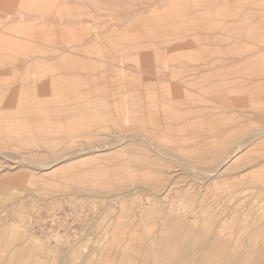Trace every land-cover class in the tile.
I'll return each instance as SVG.
<instances>
[{"label": "rangeland", "instance_id": "obj_1", "mask_svg": "<svg viewBox=\"0 0 264 264\" xmlns=\"http://www.w3.org/2000/svg\"><path fill=\"white\" fill-rule=\"evenodd\" d=\"M88 1L89 0H78L74 5V0H0V42L2 43V41L5 40L9 45V53L3 55L2 50L3 47L6 46L4 43H0V59L4 58L7 60H0V84H5V89H7V92H4L0 89V95H10L11 89L9 90V87H11V85L14 83V85L17 86L16 89H18V99L15 102L17 106L14 103L10 108H8L11 109L12 107L16 106L12 110H8L7 107L4 106V101L0 100V207L2 206L0 208V243H2L0 244V262H2V264H98L97 262H99L100 264H136L133 259L134 257H136L137 250L133 247V239H135L136 241H143L142 237L148 240L147 237H151L150 235H157L156 233L152 232L151 229L148 230L149 228L147 227V225L151 223L161 224V219L166 216L163 213L170 214L172 218L174 216L185 215V221L187 222L189 220L187 223L190 222L189 224L194 225L196 221H199L198 223L196 222L194 226L198 227L202 225L208 227L209 225L213 229L211 230V227L208 228L214 233L217 230L222 229L223 231H225V235L231 239H234L236 237L238 239H243L244 236L247 239V237H249L250 235L252 236L257 227H260V225H264V201H262L264 200V189L260 188L264 187V182H261V180L259 179L260 177L257 176L258 173L262 172L263 167H253L255 165H259V163L261 164V157H264V138L256 137V132L264 128V74H260L254 70L251 71L252 68L248 70L249 66L252 67L255 62L246 61V56H237L238 59L243 58L242 60H244L243 62L241 60L239 64H237V62H239L238 59V61H227L222 60L221 58H218V60L216 57H209L210 53L208 51L222 48L224 45L222 47H219V43H224L225 39L222 35H214L212 37L205 38L201 37V39L198 40L199 47H203V44H205L203 48L207 49L205 50L206 53L204 55H190L191 57H193L192 59H190L191 57L188 54H186V56L183 55L184 57L179 59H175V57L169 58V61H173L175 65L177 64V69L165 67V70H163L162 72H153V81L151 84L150 82L148 83V88L152 90V96H154L155 106L157 107V110H154V114L152 117H144V127L143 125L140 126V129L143 130V133L139 135V140L137 142L136 138H134L135 134H133L135 133L134 128H136L133 126L134 115L131 117L127 114L128 108H126V106L122 104V102H124V100H129L130 96H128L127 85H132V82L137 80L136 77L139 76V73L135 72V67H133L132 70L123 69H125L124 65L126 64V62L130 63V65L132 66H135L133 64L138 65L139 62H142L140 55H144L146 52L151 53V51L149 50L151 49V43L148 47L146 44L144 45L145 47L143 52H141L142 50L136 51L139 55L135 54V51L131 49L132 47H123L121 50L116 51L115 55V52L112 54L109 53L110 50H108V48L105 51L106 53L103 52L101 45L98 44V41H101L103 37V40L105 42L116 45L117 48L120 47L118 46V44L123 42H129L131 43V45L134 44L133 46L153 41V43L165 41L175 42L178 40V37L182 38V36L184 35L183 32L180 31L182 30V26H178L180 30L175 28L177 29L173 31L175 33L171 32L169 34L167 32V28L169 29V26H167L165 22H155V24L153 22V29L145 30L144 27L149 24L148 21H146V18L149 14V12H147L146 10V3L149 0H132L134 3L131 0H118V2L117 0H96L98 1L97 3L99 5L98 6L97 3H95L96 7H94L95 4H92V2L94 3L96 1H89L91 5L88 3ZM100 1L102 4L99 3ZM107 1H110L108 3L112 5L111 7L106 6V4L108 5V3H106ZM129 1H131L132 3ZM137 1H139V3ZM155 1H153V3H156V6L161 5L159 2ZM116 2L118 3V5L120 3V9H117L118 5H116ZM80 3L82 4V6L80 5ZM124 3H126L127 5H124ZM128 3H130L132 6H130V4ZM261 3L262 2H259L257 0H248L247 2H244L243 5H245V9L243 10V14L246 13V15L244 14L242 16H245L244 18L247 19L250 18L249 20L254 21L252 17L257 15L255 12H260L259 10H263L262 12H264V4L262 6ZM113 4L115 5V7L113 6ZM141 6H143L145 12H143V10L141 11V9H143ZM138 7H140L141 9L139 10ZM247 7L250 9H247ZM124 9L127 12H125ZM251 9H254L255 11ZM79 10L82 12H80ZM90 10H92V12ZM1 13L3 14L1 15ZM126 13H129L130 16L128 14L127 16ZM136 13H138V15ZM29 14L31 16H29ZM32 15L34 17L37 16L38 18H33ZM125 15L130 18L125 17ZM121 18H123L125 22ZM71 20L74 21L72 22ZM121 21H123V24L121 23ZM127 21L128 23L130 22V24L126 23ZM146 22L148 24H146ZM125 23L127 27L124 25ZM51 24H54L53 27L51 26ZM55 26L56 30L59 29V31H61L62 33L65 32L64 37L63 35L54 31ZM119 26H125L124 29L126 30V32L124 29H121L123 27ZM204 26H206V24H204L203 27ZM136 27L140 28L142 32L134 33ZM242 30L243 29H238V31L240 32H242ZM31 31L36 32V34L39 35H36L35 33L31 34ZM51 32L52 36L50 35ZM235 32L236 31L233 30L232 34ZM252 32L253 34L250 31V37H247V40L254 42L264 40V31L260 32L259 29H255ZM55 33L59 34V37L56 36ZM94 33L96 34V36ZM55 36L58 39H54ZM80 36H82V38ZM75 38L78 43H75ZM210 43H212L213 45L211 46ZM71 44H77L81 47L86 46L88 50L85 51V49L81 47V49L77 47L74 48ZM217 44H219V46ZM196 45L198 46V44ZM242 45L244 47L247 46L246 43ZM146 47L148 49H146ZM82 49H84V51H82ZM97 49L99 50V52ZM95 50L97 53L95 52ZM159 50L161 52L159 58H161V60L163 61L167 60L166 55H164V53H166V51H164L165 48L161 47V49L159 48ZM74 51L75 53L72 54L71 52ZM154 51H156V48ZM103 56H106V58L110 60L111 63H114V65H112V70L103 69L101 72L100 69L102 67V63L100 61V58ZM55 57L56 59H54ZM199 58H201V60ZM210 58H212L214 62L213 60L211 62ZM79 59L81 61H79ZM83 60H85V62ZM28 61L31 64L28 63ZM154 61H156L155 56ZM78 62H81V65L78 64ZM196 62H198V65L202 64L204 66L200 65L198 67V65H196ZM233 62L234 64H232ZM76 64H78L80 68H78ZM115 64H117L116 67ZM210 65H214V68ZM221 66H224V68L228 70L221 68ZM139 67H141V65H139ZM218 67L220 68L217 69ZM141 68H143V66ZM105 70L108 72H103ZM60 75L62 77H59ZM19 78L21 79L19 80ZM68 80H72L75 84H72V81ZM44 81L45 83H42ZM51 82H55L57 86L50 87ZM40 83H42L41 86L45 87L46 89L42 87L43 90L39 91L38 87L40 86ZM170 83L172 86L170 85ZM24 84H26L25 88ZM35 84L37 85L35 86ZM72 85L75 86L72 87ZM173 86L177 87L174 88ZM46 93H48V97ZM103 97L106 99L104 100ZM247 97L248 99H246ZM242 98L248 100L243 102L244 105L242 101H244L245 99L242 100ZM109 102H111V105L114 108L111 111H108V109L106 108ZM245 103L248 104L245 105ZM230 111L232 112L230 113ZM228 113L229 115H227ZM256 117L257 120H254L256 119ZM57 118H59V120ZM193 118L194 120H192ZM261 119L262 121L260 122ZM57 120L59 121V123L57 122ZM76 121H78L79 123ZM160 122L162 125L160 124ZM88 123L89 125H87ZM146 123H148V126ZM241 123L243 124L241 125ZM56 124H58V126H56ZM111 125H114L113 128H111ZM120 126H122V128H120ZM118 127L120 128V132L118 130ZM124 127H126V130L124 129ZM127 128H131V131H127ZM109 129H112V131H109ZM96 131L100 133L101 136L100 134L96 133ZM148 131V134L145 133L147 135L146 137L144 132ZM87 133L91 135L88 136ZM92 133L93 135H98V137H92ZM132 134L133 137H131ZM148 135L150 138L148 137ZM245 135L246 137H244ZM208 136L209 140H207ZM241 137L243 139H241ZM250 138H252V140ZM244 139L247 140L245 141ZM95 140H97V142ZM92 141H94L95 143ZM144 141L150 147L151 153H148L149 148ZM247 141L248 143H246ZM249 141L252 143H250ZM234 142H237V144ZM240 143L243 144V156H247L245 165L243 162L242 166H239V169L228 173L229 175L226 174L228 178L225 175L223 180L220 179V177L222 176L220 174H217L213 178L209 179L207 177L208 172L210 170H213V168L215 167L217 168L218 166V164L216 163L218 160L216 155L228 152V148H231L229 152L234 151L236 148H238ZM260 143L262 144L260 145ZM137 144L142 149L138 147ZM134 145L136 146V148L134 147ZM160 145H164L162 146L163 149ZM16 146H18L19 148ZM180 146H183V148H187L183 149ZM33 147L35 148V150H33ZM172 147L173 150L176 147V151H172ZM27 148L30 150H27ZM44 148L46 150H44ZM67 148H69L70 150ZM71 148H74L76 150H72ZM168 148H170L171 150ZM48 149L52 152L50 153ZM61 149H63L64 152ZM137 149H139L138 152ZM153 149L155 153L153 152ZM140 150L141 152L139 153ZM66 154L68 156H66ZM50 155L52 157H49ZM63 155L64 157H61ZM59 156L61 157V159ZM65 156L67 158L66 160ZM125 156H128L129 159ZM153 156L154 158H156V160H152ZM177 156L180 157L178 158ZM215 156L216 159L214 160ZM198 158H201L202 162ZM204 158H208V160H205ZM132 159L133 161L134 159L137 161L139 160L138 162L140 164L137 161V163H134ZM171 159L172 161L170 162ZM186 159L189 160V162H187ZM194 159H196L197 162H195ZM154 160L155 163H153ZM157 160L160 162L163 161L161 163L159 162L160 164H162V167L160 166L161 168L158 167L159 169H155V167L159 165V163H156L158 162ZM239 160H243V158ZM252 160L257 162L253 161L252 163ZM74 161L76 162V164ZM123 161L124 163H122ZM175 162L178 163V165H175ZM213 162H215V164H213ZM166 163L172 166L173 169L170 166V168L166 167ZM208 163H210L211 165ZM163 164H165V166H163ZM200 165L201 167L205 166V168L199 167ZM246 165L249 166L246 167ZM117 167H121V169H118ZM250 167H252L251 170ZM124 168H127L128 170H125ZM162 168H165V171ZM107 169L111 170V173ZM113 169H115L114 171L116 172L118 171L117 175L116 172L114 173L112 171ZM166 169H170L169 171L173 170V172L168 173ZM175 169L177 170L175 171ZM134 170L136 173H134V175H137L139 173L141 175V173H144V175H142L141 177L143 180L142 183L139 182L142 180H138V183L134 181V176L132 175V172H134ZM149 170L154 171L150 172ZM184 170H186L187 172H184ZM199 170L201 171V173H199ZM127 171L129 174L127 173ZM102 173H105L106 175L110 174L111 178L113 176L115 178L113 177L114 180L111 178L109 179L108 176H105V174ZM196 174L198 175V177ZM157 175H159L158 178H155ZM166 175L167 177L170 176V179L167 177H165V179L162 178V176L164 177ZM174 175H177L179 177L176 178V176ZM235 175L238 177L240 176V178H234ZM84 176H86V178ZM117 176H119V178H117ZM152 176L155 177L153 178ZM145 177L147 178L148 182H146ZM150 177L152 178L150 179ZM245 177H249V179L247 181H244L243 179ZM184 178H186L187 180H184ZM193 178L195 182L193 181ZM197 178L202 179H200L201 181H199ZM203 178H206L208 181ZM115 179H119V181H116ZM227 179H229V181H226ZM99 180L101 181L99 182ZM110 180H112V182L114 181V183L109 182ZM124 180L125 183L127 182L126 180H130L129 182H127L129 186L133 181L136 182L133 183V185L135 186L146 187L148 184H152V188H155L157 190L165 188L169 183H172V187L175 186L174 188H180L181 185L182 188H178V190L176 189L177 191L173 194L172 199L163 197L164 203H160L158 207L157 205L155 206L157 209H160L159 211L161 212V214L157 213L158 216H154V218H152L151 220H147L148 224L145 223L146 219H144L143 222L145 224L141 222L144 227H136V231L142 229L141 233H143L144 235L140 234V231L139 233L134 231L136 233L135 234L133 232V230H135L134 225H136L135 223H137L139 219L138 217L135 218L134 216L133 219H131L132 217L131 215H129L131 213L129 211L130 209H128L127 211L130 199H134V197L130 195V193L132 192V190L134 191V189L133 185H131L130 188H128L129 186L123 187L122 182H124ZM166 180H170L169 183L168 181L165 182ZM188 180L190 181V184H188ZM209 180L211 182L210 184H208ZM219 180H222L221 183H219ZM154 181L157 183V185L154 183ZM181 181L183 182V184ZM115 182H117V184ZM145 182L147 185L145 184ZM185 182L187 184H185ZM195 183L199 186H196ZM142 184H144L145 186ZM176 184L179 185L177 186ZM194 184L196 187L194 186ZM99 185H103L102 189ZM149 185L147 187L151 188V185ZM184 185H186L187 188ZM215 185H217L218 188L217 186L215 187ZM228 185L230 190L228 189ZM240 185L244 187H242L241 189L236 188ZM202 186L206 187L202 188ZM118 187L123 188H120L121 191H123L124 188L125 190L127 189V191H129L130 189L127 199L121 200V197L115 194L117 193V191L120 192V189ZM108 189L112 192L116 190L117 191L115 193H111V191L109 192ZM220 190H223L222 192L225 191L227 193H221ZM253 190L255 193L253 192ZM99 192L100 195L98 194ZM184 192H187L188 196L190 195V197L184 198V195H182L184 194ZM258 194L263 195V197L260 196L262 197L261 200L259 199L260 197H258ZM110 195L112 197V200ZM105 198L108 200L110 199L109 202H107L108 200H106ZM254 198L255 200H252ZM257 198L262 202L257 201ZM250 199L251 202L253 201L252 203L250 202ZM116 200L118 203L115 202ZM224 201H226V203L228 204H226ZM229 202H231V204ZM2 203L3 205H1ZM123 203H127L125 204L126 206H123ZM223 203H225V205H223ZM110 204L112 205V208ZM252 204L257 208L254 209L255 207ZM231 205H233L232 208H234L235 210L230 208ZM246 205H248L249 208ZM195 206L196 208L194 209ZM219 206L220 208L222 207V212L220 211L221 209H219ZM237 209L240 210L238 211ZM254 210H256V212H254ZM214 213L216 214L213 215ZM239 214L242 217H240ZM128 216H130L131 218H128ZM200 216L203 218H201ZM147 217V219H150L149 216ZM215 217L217 218L216 220ZM123 219H125L124 221H126V219H131L128 222L126 221L129 224V229H126V225L124 226L125 222L123 221ZM220 219H222V221H220ZM250 219H252V221L255 220L256 222L258 221L259 223L262 222L263 224L257 223V226H254L255 221H253L254 224H250L252 222ZM152 220H155L156 222H153ZM120 221L124 223L122 224ZM248 221L251 222L249 223ZM130 222L132 223L130 224ZM121 224L123 228L121 227ZM245 225H247V227ZM253 227H255L256 229H254ZM128 231L132 232L135 236L133 235L132 238V233L128 234ZM263 231H259L258 228L257 231L253 234V238H258L259 240L264 239ZM19 235L22 237L20 238ZM125 235L131 237L130 239L132 240V244L129 237L127 238L125 237ZM137 235H140V237ZM124 237L125 239H123ZM102 238H104V241L102 240ZM114 239H118V244L117 240L116 242H114ZM100 240L103 242H101ZM111 240L113 241V243H116L117 246L116 244H113ZM119 241H122V243H119ZM119 244H121L122 246ZM126 245H128L127 248H133L132 251L126 249V247H124ZM6 246L11 250L7 249ZM104 247L107 249H105ZM116 247L117 251H112ZM122 247L124 248L121 251ZM98 248L100 250H97ZM19 249H21V251ZM93 249L96 254H94ZM103 249L106 250V253H104ZM3 251L5 253L4 258ZM110 251L111 253H114V255H116V258L113 254L110 253ZM120 251L124 252L126 255H124V253L122 254L125 257L127 256V258L123 257V255H120ZM128 251H131L133 255L135 254L133 256L130 252L131 259L129 257V254H127ZM111 256L114 257V259L111 258ZM86 257L88 261H86ZM102 257L104 258V260ZM20 258L24 259L22 260ZM116 259H118L119 261ZM122 259L123 261L121 262L123 263H120V260Z\"/></svg>", "mask_w": 264, "mask_h": 264}, {"label": "bare ground", "instance_id": "obj_2", "mask_svg": "<svg viewBox=\"0 0 264 264\" xmlns=\"http://www.w3.org/2000/svg\"><path fill=\"white\" fill-rule=\"evenodd\" d=\"M72 1V0H71ZM78 1V0H77ZM77 1H75L74 0V5H75V2H77ZM83 1V0H82ZM85 1V0H84ZM87 1V0H86ZM89 1H91V0H89ZM88 1V3L90 4V2ZM93 1V0H92ZM91 1V2H92ZM94 1H96V0H94ZM112 1V0H111ZM115 1V0H114ZM122 1V0H121ZM124 1V0H123ZM132 1V0H131ZM131 1H129V2H131ZM153 1H155V0H149L147 3H146V7H147V12H149V14H148V17L146 18V21H148V23L146 22V24H148L146 27H144V29L145 30H152L153 29V22H154V24H155V22H158V23H160V22H165V24L167 25V26H169V29L167 28V32L170 34L171 32H173L174 30H177V29H179L178 28V26H182L181 27V29L182 30H180V31H182L183 32V36H182V34H181V36H182V38H179L178 37V40H177V38H176V40L177 41H175V42H173V41H165V42H157V43H153V42H146V43H142V44H140V45H135V46H133V45H131V43H129V42H123V43H120V44H118V46H120L119 48H117L116 47V45H113V44H111V43H107V42H105L104 40H103V37H102V40L101 41H98V44H100L101 45V48H102V50H103V52H105L106 50H107V48H108V50H110V52L109 53H114L115 52V55H116V51H118V50H121L123 47H132L131 49H133L134 51H135V54L136 55H139L136 51H141V52H143V50H144V45L146 44L147 45V47L149 46V44L151 43V49H149L150 51H151V53H148V52H146L144 55H140V58L142 59V62H139L138 63V65H136V64H133V65H135V66H132V65H130V63H128V62H126V64L124 65V68L125 69H123V70H132V68L133 67H135V69H136V71L135 72H137V73H139V76L138 77H136V79L137 80H135L134 82H132L133 84L132 85H127V88H128V96H130V98H129V100H124V102H122V104H124L125 106H126V108H128V110H127V114L128 115H130L131 117L134 115V121H133V126L134 127H136V128H134V131H135V133H133V131H132V133L133 134H135V137L134 138H136V140H137V142H138V140H139V135H141V133H143L142 131L143 130H141L140 129V126L141 125H143V127H144V124H145V122H144V117H152L153 116V114H154V110H157V107L155 106V101H154V96H152L153 94H152V90H150L149 88H148V83L150 82V84L152 83V81H153V72L155 73V72H162L163 70H165V67L166 68H168V67H171L172 69H174V68H176L177 69V64L175 65V63L173 62V61H169V58H173V57H175V59H179V58H182V57H184V56H186V54H188L189 56L190 55H192V56H196V55H199V56H201V55H204L205 53H206V51L205 50H207V49H204L203 47H204V45L205 44H203V47L202 46H200L199 47V42H198V40H200L201 39V37H212V36H214V35H222L223 36V38L225 39V42L224 43H219L220 44V46H219V44H217L219 47H222L223 45V47L222 48H219V49H216V50H209L208 52L210 53L209 54V57H216L217 59L218 58H221L222 60H231V61H234V60H237L238 59V57L237 56H246L247 58H246V61H248V62H251V61H253V62H255L253 65H252V67L251 66H249V68H248V70H250L251 68V71L252 70H254V71H257L258 73H260V74H264V40H262V41H257V42H254V41H249V40H247V37L249 38L250 36V31H251V33L253 34V32L252 31H254L255 29H259V31L260 32H262V31H264V12H262L263 10H259L260 12H255L257 15L256 16H254V17H252L253 18V20L254 21H251V20H249L250 18H244L242 15H246V13H244L243 14V10L245 9V5H243V3L244 2H247L248 0H156L157 2H159L161 5L160 6H156V3H153ZM155 1V2H156ZM257 1H259V2H262L261 4H262V6H263V4H264V0H257ZM70 2V1H69ZM98 1H96V2H92V4L94 5L95 3H97ZM108 2H110V1H107L106 3H108ZM117 2H118V0H117ZM116 2V3H117ZM128 2V1H127ZM133 2V1H132ZM131 2V3H132ZM138 3H139V1H137ZM48 3V2H47ZM72 3V2H71ZM82 3V2H81ZM80 3V5L82 6V4ZM88 3H86V4H88ZM100 4H102L101 3V1L99 2ZM112 3V2H111ZM113 3H115V2H113ZM123 3V2H122ZM134 3V2H133ZM136 3V2H135ZM78 4V3H77ZM128 4H130V3H128ZM143 4V3H142ZM48 5V4H47ZM46 5V6H47ZM91 5V4H90ZM90 5H89V7H90ZM97 5H98V3H97ZM110 4L108 3V5L106 4V6L107 7H111L112 5H110ZM116 5H118V3L116 4ZM119 5H120V3H119ZM119 5H118V7H117V9L119 8ZM121 5H123V4H121ZM124 5H127L126 3H124ZM141 5V4H140ZM72 6V5H71ZM99 6V5H98ZM101 6V5H100ZM113 6L115 7V5L113 4ZM130 6H132L131 4H130ZM143 6H145V5H143ZM143 6H141L142 8H143ZM75 7V6H74ZM77 7H79V6H77ZM94 7H96V4H95V6ZM145 7V8H146ZM88 8V7H87ZM121 8V7H120ZM119 8V9H120ZM128 8V7H127ZM134 8V7H133ZM253 8V7H252ZM101 9V8H100ZM130 9V8H129ZM138 9L140 10L141 8L140 7H138ZM247 9H250V8H248L247 7ZM123 10V9H122ZM137 10V9H136ZM143 10V12H145V10H144V8L143 9H141V11ZM251 10H253V11H255L254 9H251ZM76 11V10H75ZM80 11V10H79ZM91 12H92V10H90ZM124 11H125V9H124ZM257 11V10H256ZM56 12V11H55ZM58 12V11H57ZM80 12H82V11H80ZM79 12V13H80ZM99 12H100V10H99ZM117 12V11H116ZM125 12H127V11H125ZM131 12V11H130ZM135 12V11H134ZM247 12V11H246ZM84 13V12H83ZM118 13H121V12H118ZM124 13V12H123ZM133 13V12H132ZM131 13V14H132ZM140 13V12H139ZM183 13V14H182ZM254 13V12H253ZM3 13H1V15H2ZM25 14V13H24ZM69 14V13H68ZM75 14V13H74ZM82 14V13H81ZM97 14V13H96ZM129 15V13H126V15ZM137 15H138V13H136ZM202 14V15H201ZM58 15V14H57ZM91 15H92V13H91ZM125 15V17H127ZM136 15V16H137ZM201 15V16H200ZM26 16H28V15H26ZM29 16H31L30 14H29ZM33 16V15H32ZM72 16H73V14H72ZM120 16V15H119ZM130 16V15H129ZM250 16V15H249ZM23 17H24V15H23ZM23 17H22V19H23ZM37 16H33V18H36ZM58 17V16H57ZM124 17V18H125ZM13 18H15V17H13ZM38 18V17H37ZM120 18V17H119ZM127 18H130V17H127ZM19 19V18H18ZM53 19V18H52ZM121 19H123V18H121ZM135 19V18H134ZM9 20V19H8ZM67 20V19H66ZM76 20V19H75ZM126 20V19H125ZM130 20H132V19H130ZM139 20V19H138ZM141 20V19H140ZM5 21V20H4ZM7 21V20H6ZM11 21V20H10ZM54 21H56V20H54ZM72 21V20H71ZM74 21V20H73ZM72 21V22H73ZM123 21H124V19H123ZM123 21H121V23L123 24ZM9 22V21H8ZM18 22H20V21H18ZM125 22V21H124ZM132 22V21H131ZM15 23V22H14ZM17 23V22H16ZM80 23V22H79ZM120 23V24H121ZM126 23H128V21L126 22ZM126 23L124 24L125 26H126ZM101 24V23H100ZM121 24V25H122ZM128 24H130V22L128 23ZM204 24H206V26H204L203 27V25ZM54 25V24H53ZM53 25L51 24V26L53 27ZM51 26H49V27H51ZM94 26H95V24H94ZM98 26H100V25H98ZM125 26L123 27V26H119V27H123V28H121V29H124L125 28ZM130 26V25H129ZM29 27V26H28ZM85 27V26H84ZM117 27V26H116ZM127 27V26H126ZM132 27V26H131ZM5 28V27H4ZM55 28V32H57V33H59V34H61V35H63V37H64V33L65 32H61V31H59V29H57L56 30V26L54 27ZM53 28V29H54ZM93 28V27H92ZM133 28V27H132ZM175 28H177V29H175ZM120 29V28H119ZM157 29V28H156ZM238 29H243L242 30V32H240V31H238ZM110 30V29H109ZM108 30V31H109ZM125 30V29H124ZM233 30L234 31H236L235 33H233L232 34V32H233ZM53 31V30H52ZM59 31V32H58ZM100 31V30H99ZM247 31H249V32H247ZM102 32V31H101ZM105 32V31H104ZM125 32H126V30H125ZM140 32H142V30L140 29V28H135V30H134V33H140ZM31 34L32 33H35L36 34V32H33V31H31L30 32ZM57 33H55V35L56 36H58L59 37V34H57ZM69 33H71V32H69ZM173 33H175V32H173ZM52 34V32L50 33V35ZM92 34V33H91ZM95 34V33H94ZM103 34H105V33H103ZM258 34V33H257ZM256 34V35H257ZM36 35H39V34H36ZM98 35V34H97ZM177 35V34H176ZM6 36V35H5ZM30 36V35H29ZM52 36V35H51ZM55 36V38L54 39H58L57 37ZM67 36V35H66ZM95 36H96V34H95ZM101 36H103V35H101ZM107 36V35H106ZM105 36V37H106ZM120 36V35H119ZM118 36V37H119ZM127 36H128V34H127ZM179 36V35H178ZM68 37H69V35H68ZM68 37H65V38H68ZM81 38H82V36H80ZM97 37H99V36H97ZM108 37V36H107ZM117 37V38H118ZM257 37V36H256ZM76 38H77V36H76ZM76 38H75V40H76ZM159 38V37H158ZM59 39H62V38H59ZM150 39V38H149ZM165 39V38H164ZM211 39V38H210ZM244 39H246V40H244ZM83 40V39H82ZM157 40V39H156ZM159 40V39H158ZM161 40H162V38H161ZM49 41V40H48ZM56 41V40H55ZM65 41V40H64ZM80 41V40H79ZM87 41V40H86ZM108 41V40H107ZM216 41V40H215ZM43 42V41H42ZM58 42V41H57ZM61 42V41H60ZM83 42V41H82ZM81 42V43H82ZM203 42V41H202ZM213 42V41H212ZM221 42V41H220ZM1 43V42H0ZM5 44V46L6 47H3V50H2V52H3V55H6L7 53H9V45H8V42H6L5 40H3L2 41V43L1 44ZM75 43H78V41L76 40L75 41ZM85 43V42H84ZM83 43V44H84ZM89 43V42H88ZM87 43V44H88ZM215 43V42H214ZM244 43H246V45L247 46H243L242 44H244ZM90 44V43H89ZM196 44H198V46L196 45ZM211 44V46L213 45L212 43H210ZM71 45H73L72 47H74V48H80L81 46H79V45H77V44H71ZM86 45V44H85ZM108 45V46H107ZM189 45V46H188ZM4 46V45H3ZM159 46V47H158ZM96 47V46H95ZM146 47V49H148ZM161 47L162 48H165V50L164 51H166V53H164V55H166V59L167 60H161V58H159V55L161 54V52H160V50H159V48L161 49ZM209 47V46H208ZM66 48H68V47H66ZM81 48H84L85 49V51H87L88 50V48L85 46V47H81ZM80 48V49H81ZM155 48H156V51H154L155 50ZM44 49V48H43ZM70 49V48H69ZM84 49H82V51H84ZM145 49V50H146ZM204 49V50H203ZM98 50V49H97ZM130 50V49H129ZM168 50V51H167ZM67 52H69V51H67ZM95 52H96V50H95ZM98 52H99V50H98ZM101 52V51H100ZM102 52V53H103ZM72 54H74L75 53V51L74 52H71ZM97 53V52H96ZM106 53V52H105ZM104 53V54H105ZM131 53H132V51H131ZM100 54V53H99ZM130 54V53H129ZM63 55V54H62ZM126 55V54H125ZM184 55V56H183ZM188 55H187V59H188ZM25 56V55H24ZM106 56H107V54H106ZM106 56H103V57H101L100 58V61H101V63H102V67H101V72H102V70L103 69H110V70H112V65H114V63H111L110 62V60H108L107 58H106ZM130 56V55H129ZM154 56L156 57V61H154ZM14 57H16V56H14ZM22 57H23V55H22ZM26 57H28V56H26ZM51 57V56H50ZM127 57H128V55H127ZM191 57V56H190ZM25 58V57H24ZM47 58H49V57H47ZM46 58V59H47ZM52 58V57H51ZM108 58H111V57H108ZM123 58V57H122ZM193 57H191L190 59H192ZM208 58V57H207ZM245 58V57H244ZM10 59V58H9ZM18 59V58H17ZM44 59V58H43ZM54 59H56V57L54 58ZM53 59V60H54ZM106 59H107V61H106ZM160 59V60H159ZM200 60H201V58H199ZM206 59V58H205ZM211 59V62H212V58H210ZM215 59V58H214ZM220 59V60H221ZM243 58H241V59H238L239 60V62H237V64H239L240 62H241V60H242ZM1 61H7L6 59H4V58H2V59H0ZM33 60V59H32ZM200 60H199V62H200ZM216 60V59H215ZM219 60V59H218ZM237 60V61H238ZM79 61H81L80 59H79ZM84 62H85V60H83ZM106 61V62H105ZM112 61V60H111ZM196 61H198V60H196ZM244 60H242V62H243ZM24 62V61H23ZM22 62V63H23ZM155 62V63H154ZM192 62H193V60H192ZM210 62V63H211ZM213 62H214V60H213ZM21 63V64H22ZM28 63H30L29 61H28ZM27 63V64H28ZM33 63V62H32ZM198 62H196V65H198L197 64ZM209 63V64H210ZM0 64H1V62H0ZM31 64V63H30ZM63 64V63H62ZM78 64H80L81 65V62H78ZM78 64H76V66L78 67V68H80V66L78 65ZM108 64V65H107ZM118 64V63H117ZM117 64H115V67H116V65ZM123 64H124V62H123ZM188 64H189V61H188ZM194 64V63H193ZM192 64V65H193ZM208 64V65H209ZM232 64H234V62L232 63ZM236 64V63H235ZM20 65V64H19ZM119 65V64H118ZM139 65H141V67L143 66V68H141V67H139ZM191 65V64H190ZM200 65H202V64H199L198 65V67L200 66ZM1 66V65H0ZM26 66H28V65H26ZM202 66H204V65H202ZM205 66H207V65H205ZM211 66V65H210ZM213 66V68H214V65H212ZM211 66V67H212ZM195 67V66H194ZM227 67V66H226ZM2 68V67H1ZM23 68H24V66H23ZM87 68V67H86ZM192 68V67H191ZM210 68V67H209ZM220 67H218L217 69H219ZM221 68H224V66L222 67L221 66ZM230 68V67H229ZM5 69V68H4ZM4 69H2V70H4ZM7 69V68H6ZM13 69V68H12ZM49 69H50V67H49ZM76 69V68H75ZM180 69H183V68H180ZM187 69V68H186ZM224 69H226V68H224ZM1 70V69H0ZM14 70V69H13ZM17 70V69H16ZM20 70V69H19ZM179 70V69H178ZM226 70H228V69H226ZM242 70H243V68H242ZM9 71H11V70H9ZM22 71H23V69H22ZM25 71V70H24ZM7 72V71H6ZM18 72H20V71H18ZM103 72H108V71H103ZM209 72V71H208ZM233 72V71H232ZM235 72V71H234ZM22 73V72H21ZM169 73V72H168ZM189 73V72H188ZM191 73V72H190ZM3 74H4V72H3ZM79 74V73H78ZM167 74V73H166ZM184 74V73H183ZM218 74V73H217ZM2 75V74H1ZM35 75V74H34ZM62 75V74H61ZM59 76V77H62V76ZM65 75V74H64ZM67 75H69V74H67ZM66 75V76H67ZM80 75V74H79ZM93 75V74H92ZM99 75V74H98ZM3 76H5V75H3ZM81 76H83V75H81ZM85 76V75H84ZM35 77H37V76H35ZM54 77V76H53ZM52 77V78H53ZM55 77H57V76H55ZM106 77H108V76H106ZM255 77V76H254ZM33 78V77H32ZM104 78H105V76H104ZM21 78H19V80H20ZM29 79V78H28ZM237 79V78H236ZM240 79V78H239ZM28 81V80H27ZM48 81H49V79H48ZM68 81H72V80H68ZM231 81V80H230ZM247 81V80H246ZM19 82V81H18ZM37 82V81H36ZM47 82V81H46ZM105 82V81H104ZM108 82H109V80H108ZM173 82V81H172ZM252 82V81H251ZM42 83H45V81L44 82H42ZM42 83H40V86H41V84ZM72 84H75L73 81L71 82ZM114 83V82H113ZM112 83V84H113ZM174 83V82H173ZM177 83V82H176ZM210 83V82H209ZM15 84V83H14ZM14 84H12L11 85V87H9V90H10V95H8V96H6V95H4L3 93V95H0V100L1 101H4V106H6L7 107V109L8 108H10L16 101H17V97H18V95H17V93H18V89H16V87L17 86H15ZM178 84V83H177ZM25 85L26 84H24V88H25ZM37 84H35V86H36ZM44 85V84H43ZM109 85V84H108ZM147 85V86H146ZM170 85H171V83H170ZM253 85V84H252ZM251 85V86H252ZM19 86V85H18ZM22 86V85H21ZM20 86V87H21ZM39 86V85H38ZM38 87L37 89L40 91V90H43L42 89V87L43 86H41V87ZM57 86V84L55 83V82H51L50 83V87H56ZM75 85H72V87H74ZM172 86V85H171ZM224 86V85H223ZM174 87V86H173ZM177 86H175L174 88H176ZM226 87V86H225ZM6 87H5V84L3 85V84H0V89L2 90V91H6L7 89H5ZM24 88H22V89H24ZM36 88V87H35ZM44 89H46L45 87H43ZM227 88V87H226ZM37 89H35V90H37ZM106 89V88H105ZM173 89V88H172ZM225 89V88H224ZM8 90V91H9ZM21 90V89H20ZM109 91H110V89H109ZM113 91V90H112ZM111 91V92H112ZM122 91V90H121ZM219 91V90H218ZM7 92V91H6ZM108 92V91H107ZM180 92V91H179ZM13 93V94H12ZM122 93V92H121ZM162 93V92H161ZM240 93V92H239ZM12 94V95H11ZM48 93H46V95H47ZM112 94V93H111ZM183 94V93H182ZM108 95V94H107ZM109 95H110V93H109ZM174 95V94H173ZM47 97H48V95H47ZM235 97V96H234ZM104 98V97H103ZM109 98H111V97H109ZM106 98H104V100H105ZM245 98H242V100H244ZM246 99H248V97L246 98ZM244 100V101H242V103L243 102H245V101H248V100ZM103 100V99H102ZM221 100V99H220ZM233 100V99H232ZM238 100V99H237ZM56 101V100H55ZM88 101H90V100H88ZM109 101V100H108ZM218 101V100H217ZM239 101V100H238ZM262 101V100H261ZM264 101V100H263ZM240 102V101H239ZM223 103V102H222ZM255 103V102H254ZM261 103V102H260ZM16 104V103H15ZM79 104V103H78ZM81 104H83V103H81ZM113 104V103H112ZM231 104H233V103H231ZM234 104H235V102H234ZM248 103H245V105H247ZM1 105H2V103H1ZM109 105H111V102H109V104H108V106L106 107L107 109H108V111H111V110H113L114 108H113V106L111 105V106H109ZM158 105H159V103H158ZM236 105H237V103H236ZM243 105H244V103H243ZM242 105V106H243ZM264 105V104H263ZM16 106H17V104H16ZM15 106V107H16ZM240 106V105H239ZM15 107H12L11 109H8V110H12L13 108H15ZM68 107H71V106H68ZM85 107V106H84ZM45 108H46V106H45ZM75 108H77V107H75ZM125 108V107H124ZM201 108H205V107H201ZM208 108V107H207ZM1 109H4V108H1ZM131 109V110H130ZM211 109V108H210ZM51 110V109H50ZM72 110V109H71ZM235 110V109H234ZM250 110V109H249ZM88 111V110H87ZM194 111V110H193ZM223 111V110H222ZM239 111V110H238ZM2 112V111H1ZM102 112V111H101ZM123 112V111H122ZM185 112V111H184ZM232 111H230V113H231ZM251 112V111H250ZM57 113V112H56ZM79 113V112H78ZM98 113V112H97ZM210 113H212V112H210ZM225 113H226V111H225ZM252 113V112H251ZM257 113V112H256ZM255 113V114H256ZM4 114H5V112H4ZM49 114H50V112H49ZM157 114V113H156ZM221 114H223V113H221ZM127 115V116H128ZM209 115V114H208ZM227 115H229V113L227 114ZM243 115V114H242ZM254 115V114H253ZM257 115V114H256ZM55 118V117H54ZM60 118V117H59ZM59 118H57L58 120H59ZM79 118V117H78ZM154 118V117H153ZM162 118V117H161ZM203 118V117H202ZM205 118V117H204ZM259 118V117H258ZM130 119V118H129ZM128 119V120H129ZM57 120V122L59 123V121ZM68 120V119H67ZM76 120V119H75ZM84 120V119H83ZM113 120V119H112ZM111 120V121H112ZM192 120H194V118L192 119ZM254 120H257V117H256V119H254ZM259 120V119H258ZM74 121V120H73ZM262 121V119L260 120V122ZM50 122V121H49ZM76 122H78V121H76ZM144 122V123H143ZM147 122V121H146ZM156 122V121H155ZM245 122V121H244ZM254 122V121H253ZM54 123V122H53ZM64 123V122H63ZM79 123V122H78ZM263 123V122H262ZM66 124V123H65ZM114 124V123H113ZM147 124V126H148V123H146ZM160 124H161V122H160ZM243 123H241V125H242ZM87 125H89V123L87 124ZM91 125V124H90ZM162 125V124H161ZM249 125V124H248ZM20 126V125H19ZM52 126V125H51ZM50 126V127H51ZM56 126H58V124H56ZM63 126V125H62ZM103 126V125H102ZM112 126V125H111ZM110 126V127H111ZM114 126V125H113ZM113 126L111 127V128H113ZM118 126V125H117ZM158 126V125H157ZM239 126H240V124H239ZM109 127V126H108ZM108 127H106V128H108ZM126 127H129V126H126ZM126 127H124V129L126 130ZM138 127V128H137ZM237 127V126H236ZM59 128V127H58ZM74 128V127H73ZM120 128H122V126H120ZM119 127H118V130L120 129ZM150 128V127H149ZM148 128V129H149ZM86 129V128H85ZM114 129H116V128H114ZM140 129V130H139ZM142 129H144V128H142ZM145 129H147V128H145ZM160 129V128H159ZM232 129H234V128H232ZM112 131V129H109V131ZM131 131V128L130 129H128L127 128V131ZM132 130H133V128H132ZM219 130V129H218ZM231 131H233V130H231ZM230 131V132H231ZM252 131H254V130H252ZM119 132H120V130H119ZM126 132V131H125ZM229 132V131H228ZM91 133V132H90ZM96 133H98L97 131H96ZM102 133V132H101ZM108 133V132H107ZM106 133V134H107ZM110 133V132H109ZM113 133H114V130H113ZM116 133H118V132H116ZM124 133V132H123ZM145 133H149V131L148 132H144V134ZM221 133V132H220ZM254 133V132H253ZM17 134V133H16ZM98 134H100V133H98ZM103 134V133H102ZM129 134V133H128ZM127 134V135H128ZM133 134H132V136L131 137H133ZM252 134V133H251ZM5 135V134H4ZM82 135V134H81ZM87 135L89 136V135H91V134H88L87 133ZM92 135H93V133H92ZM104 135V134H103ZM109 135V134H108ZM111 135V134H110ZM126 135V134H125ZM125 135H123V136H125ZM146 135V134H145ZM199 135V134H198ZM233 135V134H232ZM240 135H242V134H240ZM247 135V134H246ZM246 135L244 136V137H246ZM253 135V134H252ZM7 136V135H6ZM83 136H84V134H83ZM95 136H97L98 137V135H93L92 137H95ZM100 136H101V134H100ZM99 136V137H100ZM105 136H107V135H105ZM120 136H121V134H120ZM129 136V135H128ZM238 136V135H237ZM249 136V135H248ZM96 137V138H97ZM127 137V136H126ZM142 137V136H141ZM145 137V136H144ZM146 137H147V135H146ZM148 137H149V135H148ZM203 137H205V136H203ZM256 137H261V138H264V128L263 129H261V130H258L257 132H256ZM128 138H130V137H128ZM150 138V137H149ZM164 138V137H163ZM207 138V137H206ZM212 138V137H211ZM252 138H253V136H252ZM252 138H250L251 140H252ZM6 139V138H5ZM113 139V138H112ZM143 139V138H142ZM146 139V138H145ZM148 139V138H147ZM241 139H243L242 137H241ZM58 140V139H57ZM207 140H209V136H208V139ZM233 140V139H232ZM239 140V139H238ZM238 140H236V141H238ZM245 140V139H244ZM243 140V141H244ZM247 140V139H246ZM245 140V141H246ZM250 140V141H251ZM259 140V139H258ZM53 141V140H52ZM83 141V140H82ZM81 141V142H82ZM96 142H97V140H95ZM151 141V140H150ZM149 141V142H150ZM234 141V140H233ZM243 141H242V143H243ZM249 141V142H250ZM255 141V140H254ZM263 141H264V139H263ZM60 142V141H59ZM80 142V141H79ZM92 142H94V141H92ZM129 142V141H128ZM145 142V141H144ZM220 142V141H219ZM230 142H232V141H230ZM241 142V141H240ZM85 143V142H84ZM95 143V142H94ZM140 143H141V141H140ZM146 143V142H145ZM156 143V142H155ZM161 143V142H160ZM234 143H236L237 144V142H234ZM239 143V142H238ZM242 143H240L239 144V146H238V148H236L234 151H231V152H229V150L231 149H229L228 148V152H224V153H220V154H218V155H216L217 156V158H218V160H217V164H218V166H217V168L215 169V168H213V170H210L209 172H208V175H207V177L209 178V179H211V178H213L214 176H216L217 174H220V175H222L221 177H220V179H224V177H225V175L226 174H228V173H231V172H233V171H236L237 169H239V166H242V164H243V162H244V165H245V163H246V161H247V156H243L244 154H242L243 153V144ZM246 143H248V141L246 142ZM250 143H252V142H250ZM78 144H81V143H78ZM83 144V143H82ZM152 144V143H151ZM236 144H233V145H236ZM262 143H260V145H261ZM17 145V144H16ZM58 145V144H57ZM84 145V144H83ZM138 145V144H137ZM146 145H147V143H146ZM165 145V144H164ZM164 145H162V146H164ZM209 145H211V144H209ZM208 145V146H209ZM216 145H218V144H216ZM232 145V146H233ZM244 145H246V144H244ZM60 146V145H59ZM81 146V145H80ZM80 146H78V147H80ZM85 146H88V145H85ZM148 146V145H147ZM151 146V145H150ZM161 146V145H160ZM162 146H161V148H162ZM205 146V145H204ZM16 147H18V146H16ZM42 147V146H41ZM40 147V148H41ZM134 147L136 148V146L134 145ZM138 147H140L139 145H138ZM178 147V146H177ZM181 147V146H180ZM231 147V146H230ZM234 147V146H233ZM236 147V146H235ZM247 147V146H246ZM19 148V147H18ZM26 148V147H25ZM34 148V147H33ZM32 148V149H33ZM75 148H77V147H75ZM141 148V147H140ZM148 148H149V151H148V153L150 152L151 153V149H150V147L148 146ZM147 148V149H148ZM153 148V147H152ZM155 148V147H154ZM157 148H158V146H157ZM176 148V147H175ZM174 148V150H173V147L171 148L172 149V151H176V149ZM181 148H183V146L181 147ZM184 148H187V147H184ZM183 148V149H184ZM189 148H191V147H189ZM193 148V147H192ZM195 148H196V146H195ZM31 149V150H32ZM36 149H37V147H36ZM42 149V148H41ZM67 149H69V148H67ZM72 149V148H71ZM142 149V148H141ZM163 149V148H162ZM165 149H167V148H165ZM168 149H170V148H168ZM170 149V150H171ZM182 149V150H183ZM194 149V148H193ZM7 150V149H6ZM27 150H30V149H28L27 148ZM33 150H35V148L33 149ZM43 150V149H42ZM44 150H46L45 148H44ZM49 150V149H48ZM61 150H63V149H61ZM70 150V149H69ZM72 150H76V149H72ZM82 150H84V149H82ZM81 150V151H82ZM138 150L139 149H137V152H138ZM158 150V149H157ZM169 150V151H170ZM179 150V149H178ZM221 150V149H220ZM223 150V149H222ZM4 151V150H3ZM50 151V150H49ZM67 151V150H66ZM89 151V150H88ZM191 151V150H190ZM31 152H33V151H31ZM36 152V151H35ZM52 151H50V153H51ZM56 152H58V151H56ZM55 152V153H56ZM63 152H64V150H63ZM78 152V151H77ZM91 152V151H90ZM141 152V150L139 151V153ZM143 152V151H142ZM153 152H154V149H153ZM196 152V151H195ZM194 152V153H195ZM197 152H199V151H197ZM217 152V151H216ZM221 152V151H220ZM260 152V151H259ZM41 153V152H40ZM60 153V152H59ZM124 153V152H123ZM138 153V154H139ZM144 153V152H143ZM155 153V152H154ZM163 153V152H162ZM161 153V154H162ZM169 153V152H168ZM219 153V152H218ZM58 154V153H57ZM125 154H127V153H125ZM133 154V153H132ZM156 154H158V153H156ZM177 154V153H176ZM202 154V153H201ZM209 154H211V153H209ZM217 154V153H216ZM54 155V154H53ZM75 155V154H74ZM120 155V154H119ZM153 155V154H152ZM240 155V156H239ZM0 156H1V154H0ZM4 156V155H3ZM66 156H68L67 154H66ZM66 156H65V160L67 159L66 158ZM73 156V155H72ZM112 156V155H111ZM130 156H132V155H130ZM129 156V157H130ZM135 156V155H134ZM146 156V155H145ZM156 156V155H155ZM203 156V155H202ZM216 156L214 157V160L216 159ZM239 156V157H238ZM264 156V155H263ZM49 157H52L51 155L49 156ZM60 157V156H59ZM61 157H64V155L63 156H61ZM61 157H60V159H61ZM95 157V156H94ZM126 158H128V156H125ZM138 157V156H137ZM143 157V156H142ZM159 157V156H158ZM162 157V156H161ZM163 157H164V155H163ZM168 157V156H167ZM166 157V158H167ZM171 157H173V156H171ZM178 157V156H177ZM180 157V156H179ZM178 157V158H179ZM204 157V156H203ZM220 157V158H219ZM243 158V160H239V159H242ZM139 158H141V157H139ZM148 158V157H147ZM149 158H151V157H149ZM170 158V157H169ZM173 158H175V157H173ZM187 158V157H186ZM260 158V157H259ZM262 158V160H263V162H262V160H261V164L259 163V165H255V166H253L254 168H257V167H263V170H262V172H260V173H258L257 174V176H259L260 178V180H261V182H264V157H261ZM39 159V158H38ZM88 159V158H87ZM129 159V158H128ZM128 159H126V160H128ZM153 159H155L156 160V158H154V156H153V158H152V160ZM168 159V158H167ZM177 159V158H176ZM175 159V160H176ZM184 159V158H183ZM198 159H200V161L202 162V160H201V158H198ZM205 159V158H204ZM207 160H208V158H206ZM205 159V160H206ZM29 160V159H28ZM64 160V161H65ZM123 160V159H122ZM131 160V159H130ZM155 160H154V162L153 163H155ZM162 160H163V158H162ZM165 160V159H164ZM180 160V159H179ZM185 160V159H184ZM187 160V159H186ZM214 160H212V161H214ZM255 160H257V159H255ZM62 161H63V159H62ZM82 161V160H81ZM87 161V160H86ZM101 161V160H100ZM132 161H133V159H132ZM137 160H135L134 159V163L136 162ZM139 161V160H138ZM137 161V162H138ZM142 161V160H141ZM140 161V162H141ZM150 161V160H149ZM148 161V162H149ZM158 161V160H157ZM166 161H169V160H166ZM172 161V159L170 160V162ZM194 161L195 162H197L196 161V159H194ZM204 161V160H203ZM253 161L254 160H252V163H253ZM258 161H259V159H258ZM24 162V161H23ZM34 162V161H33ZM75 162V161H74ZM79 162V161H78ZM136 162V163H137ZM143 162V161H142ZM160 161H158V162H156L157 164L159 163ZM161 162H163V161H161ZM160 162V163H161ZM169 162V163H170ZM174 162V161H173ZM181 162V161H180ZM184 162V161H183ZM187 162H189V160H187ZM198 162H199V160H198ZM215 162H213V164H215ZM254 162H257V161H254ZM62 163V162H61ZM64 163V162H63ZM84 163V162H83ZM122 163H124V161L122 162ZM129 163H131V162H129ZM139 163V162H138ZM159 163V165L157 166V167H155V169H157L158 167H160L162 164H160ZM211 163V162H210ZM210 163H208V164H210ZM22 164V163H21ZM32 164V163H31ZM75 164H76V162H75ZM74 164V165H75ZM140 164V163H139ZM142 164V163H141ZM167 164V163H166ZM183 164V163H182ZM206 164V163H205ZM212 164V165H213ZM248 164V163H247ZM24 165V164H23ZM122 165V164H121ZM129 165V164H128ZM152 165H154V164H152ZM168 165V164H167ZM166 165V167H168V168H172V166H170V165H168L167 166ZM172 165V164H171ZM175 165H178V163H176L175 162ZM184 165V164H183ZM203 165V164H202ZM211 165V164H210ZM144 166V165H143ZM146 166V165H145ZM163 166H165V164H163ZM170 166V167H169ZM173 166H174V164H173ZM208 166V165H207ZM247 166H249V165H246V167ZM17 167V166H16ZM33 167V166H32ZM50 167V166H49ZM119 167V166H118ZM117 167V168H118ZM132 167V166H131ZM162 167V166H161ZM160 167V168H161ZM165 167V168H166ZM179 167V166H178ZM199 167H201V165L199 166ZM48 168V167H47ZM46 168V169H47ZM148 168H149V166H148ZM165 168H162V169H164V171H165ZM193 168V167H192ZM201 168H205V166L204 167H201ZM207 168V167H206ZM251 168L252 167H250V170H251ZM115 169H116V167H115ZM115 169H113L112 171L115 173L116 171H114ZM118 169H121V167L120 168H118ZM125 169V168H124ZM127 169V168H126ZM125 169V170H126ZM130 169V168H129ZM135 169V168H134ZM138 169V168H137ZM136 169V170H137ZM143 169V168H142ZM145 169V168H144ZM159 169V168H158ZM173 169V168H172ZM199 169V168H198ZM208 169V168H207ZM17 170V169H16ZM43 170V169H42ZM108 170V169H107ZM107 170H106V172H107ZM128 170V169H127ZM151 170V169H150ZM149 170V171H150ZM167 171H168V173L169 172H173V170L172 171H169L168 169H166ZM177 169H175V171H176ZM253 170V169H252ZM254 170H256V169H254ZM110 173H111V170H108ZM139 171V170H138ZM152 171H154V170H152ZM152 171H150V172H152ZM161 171H163V170H161ZM161 171H160V173H161ZM186 170H184V172H185ZM200 171V170H199ZM8 172V171H7ZM112 172V173H113ZM118 172V171H117ZM117 172H116V175H117ZM121 172V171H120ZM130 172V171H129ZM158 172V171H157ZM179 172V171H178ZM177 172V173H178ZM187 172V171H186ZM194 172V171H193ZM127 173H128V171H127ZM133 173V174H132ZM131 174L134 176V181H136L137 183H138V180H142V175H144V173H141V175H140V173L139 174H137V175H139V176H137V175H134V173H135V170H134V172H132ZM138 173V172H137ZM159 173V172H158ZM163 173H165V172H163ZM162 173V174H163ZM188 173H189V171H188ZM199 173H201V171L199 172ZM101 174V173H100ZM102 174H105V173H102ZM108 174V173H107ZM122 174V173H121ZM129 174V173H128ZM136 174V173H135ZM176 174V173H175ZM181 174V173H180ZM203 174V173H202ZM40 175V174H39ZM47 175V174H46ZM111 175H113V174H111ZM115 175V174H114ZM123 175V174H122ZM151 175V174H150ZM188 175V174H187ZM194 175V174H193ZM197 175V174H196ZM204 175V174H203ZM229 175V174H228ZM103 176V175H102ZM105 176H108L109 177V179L111 178L110 177V174H108V175H106L105 174ZM130 176V175H129ZM158 176L159 175H157L155 178H158ZM161 176V175H160ZM169 176V175H168ZM174 176H176V178L177 177H179V176H177V175H174ZM181 176V175H180ZM190 176V175H189ZM230 176H232V175H230ZM242 176V175H241ZM85 178H86V176H84ZM114 177V176H113ZM111 178V179H113L114 180V178ZM125 177V176H124ZM123 177V178H124ZM141 179H140V178ZM144 177V176H143ZM153 177V176H152ZM152 177H150V179L152 178ZM153 177V178H154ZM165 177H167V175L166 176H162V178L163 179H165ZM170 177V176H169ZM169 177H167V178H169ZM173 177V176H172ZM187 177V176H186ZM192 177H194V176H192ZM197 177H198V175H197ZM200 177V176H199ZM204 177V176H203ZM226 177H227V175H226ZM237 177V179H239L240 178V176L238 177V176H236L235 175V177L234 178H236ZM244 177V176H243ZM29 178V177H28ZM104 178V177H103ZM117 178H119V176H117ZM126 178V177H125ZM146 178V177H145ZM228 178V177H227ZM232 178V177H231ZM233 178V179H234ZM91 179V178H90ZM97 179V178H96ZM100 179V178H99ZM144 179V178H143ZM163 179H161V180H163ZM170 179V178H169ZM172 179V178H171ZM198 179V178H197ZM200 179H202V178H200ZM200 179H198L199 181H201ZM203 179H206V178H203ZM230 179V178H229ZM229 179H227L226 181H229ZM249 179V177H245L243 180L244 181H247ZM22 180V179H21ZM84 180V179H83ZM88 180V179H87ZM105 180V179H104ZM116 180V179H115ZM146 180V182H148V180H147V178L145 179ZM154 180V179H153ZM158 180V179H157ZM160 180V181H161ZM181 180V179H180ZM184 180H187L186 178H184ZM190 180V179H189ZM188 180V181H189ZM221 180V181H222ZM75 181V180H74ZM91 181V180H90ZM101 180H99V182H100ZM106 181V180H105ZM104 181V182H105ZM108 181V180H107ZM116 181H119V179L118 180H116ZM127 182H129L128 180H126ZM159 181V182H160ZM168 181V183H169V181L170 180H166L165 182H167ZM193 181H194V178H193ZM198 181V182H199ZM206 181H208L207 179H206ZM221 181L219 180V183H221ZM225 181V180H224ZM231 181V180H230ZM109 182H112V180H110ZM121 182V181H120ZM119 182V183H120ZM125 183V180H124V182H122V186L123 187H128L129 185H128V183ZM136 182H133L132 181V184L131 185H133V183H136ZM140 183H142L143 182V180L142 181H139ZM146 182H145V184H146ZM163 182V181H162ZM182 182V181H181ZM181 182H179V183H181ZM187 182V181H186ZM185 182V184H187ZM192 182V181H191ZM195 182V181H194ZM193 182V183H194ZM240 182V181H239ZM33 183V182H32ZM35 183H37V182H35ZM96 183V182H95ZM112 183H114V181L112 182ZM116 184H117V182H115ZM153 183V182H152ZM154 183L157 185V183L154 181ZM176 183V182H175ZM174 183V184H175ZM192 183V184H193ZM205 183V182H204ZM211 182H210V180H209V183L208 184H210ZM214 183V182H213ZM217 183V182H216ZM218 183V184H219ZM82 184H85V183H82ZM87 184H89V183H87ZM93 184V183H92ZM97 184V183H96ZM103 184V183H102ZM108 184V183H107ZM109 184H111V183H109ZM116 184H114V185H116ZM127 186H126V185ZM163 184V183H162ZM182 184H183V182H182ZM188 184H190V181H189V183ZM196 184V183H195ZM195 184H194V186H195ZM206 184V183H205ZM254 184V183H253ZM38 185V184H37ZM74 185V184H73ZM104 185V184H103ZM102 185V186H103ZM121 185V184H120ZM119 185V186H120ZM125 185V186H124ZM130 185V186H131ZM142 185H144V184H142ZM147 185V184H146ZM149 185V184H148ZM147 185V186H148ZM151 185V188H149V187H143V186H135V185H133V189H134V191L132 190V188H131V190H132V192L130 193V195L132 196V197H134V199L132 198V199H130V201H129V206L128 207H130V208H128L127 207V211H128V209H130L129 211L131 212H129L130 214L129 215H131V217L130 216H128V218L130 217L131 219H133V216L135 217V218H137L138 217V222L137 223H135L136 225H134L135 226V230H133V232L135 231V232H138L139 233V231H140V234H143V233H141V230H138V231H136V227L138 228L139 226H143V224H145V223H147V220H151L152 218H154V216H158V214L157 213H159V214H161V212L159 211L160 209H157L155 206L157 205V207H158V205H160V203H164V198L166 197L167 199H172V196H173V194L178 190V188L176 187V188H174V187H172V183H169L168 184V186H166L165 188H162V189H160V190H157V189H155V188H152L153 187V185L152 184H150ZM149 185V186H150ZM155 185V186H156ZM166 185V184H165ZM177 185V184H176ZM179 185V184H178ZM177 185V186H178ZM198 184H196V186H197ZM212 185V184H211ZM222 185H224V184H222ZM221 185V186H222ZM34 186H35V184H34ZM95 186H97V185H95ZM100 186V188L102 189V186L101 185H99ZM98 186V187H99ZM112 186V185H111ZM121 186V187H122ZM130 186L128 187V188H130ZM145 186V185H144ZM182 186V185H181ZM180 186V188H182ZM186 188H187V186L186 185H184ZM195 186V187H196ZM199 186V185H198ZM201 186V185H200ZM207 186V185H206ZM206 186H204V187H206ZM213 186V185H212ZM217 185H215V187H216ZM227 186V185H226ZM236 186V185H235ZM86 187V186H85ZM105 187H107V186H105ZM104 187V188H105ZM113 187V186H112ZM111 187V188H112ZM120 187V188H121ZM184 187V188H185ZM195 187H193V188H195ZM203 186H202V188H204ZM242 187H244V186H238V187H236V188H239V189H241ZM258 187V186H257ZM260 187V186H259ZM73 188V187H72ZM87 188V187H86ZM103 188V189H104ZM109 188V187H108ZM119 188V187H118ZM119 188V189H120ZM179 188V189H180ZM198 188V187H197ZM196 188V189H197ZM217 188H218V186H217ZM225 188V187H224ZM260 188H263L264 189V187H260ZM100 189V190H101ZM114 189H115V187H114ZM121 189H123V188H121ZM121 189H120V192L119 191H117V193H115L116 191H113L115 194H117V196H119V197H121V200H125V199H127V197L129 196V192H130V189H129V191H127V189L125 190V188H124V190L123 191H121ZM177 189V190H176ZM206 189V188H205ZM228 189H229V185H228ZM238 189V190H239ZM250 189V188H249ZM252 189H254V188H252ZM38 190V189H37ZM105 190V189H104ZM103 190V191H104ZM109 190V189H108ZM185 190V189H184ZM219 190V189H218ZM230 190V189H229ZM231 190H232V188H231ZM102 191V190H101ZM111 190H109V192H110ZM183 191V190H182ZM205 191V190H204ZM221 191V193H224V192H222L223 190H220ZM240 191V190H239ZM259 191V190H258ZM108 192V191H107ZM112 191H111V193H113ZM198 192H200V191H198ZM218 192V191H217ZM253 192H254V190H253ZM39 193V192H38ZM195 193V192H194ZM203 193V192H202ZM201 193V194H202ZM220 193V194H221ZM225 193H227V192H225ZM224 193V194H225ZM255 193V192H254ZM35 194V193H34ZM99 195H100V192L98 193ZM104 194V193H103ZM182 195H184V198H186V197H190V195L188 196V194H187V192H184V194H182ZM203 195V194H202ZM201 195V196H202ZM257 195V194H256ZM259 196L258 197H260V196H262L263 197V195H264V192H263V195H261V194H258ZM114 196H116V195H114ZM1 197V196H0ZM103 197H105V196H103ZM102 197V198H103ZM110 197H111V195H110ZM109 197V198H110ZM164 197V198H163ZM229 197V196H228ZM262 197H260L259 199L261 200V198ZM12 198V197H11ZM200 198V197H199ZM224 198V197H223ZM230 198V197H229ZM104 199V198H103ZM106 199V198H105ZM189 199V198H188ZM201 199V198H200ZM228 199V198H227ZM258 199V198H257ZM259 199L257 200V201H259ZM13 200V199H12ZM11 200V201H12ZM106 200H108V199H106ZM110 200V199H109ZM109 200L107 201V202H109ZM111 200H112V197H111ZM120 200V199H119ZM224 200V199H223ZM226 200V199H225ZM230 200V199H229ZM252 200H255V198L254 199H252ZM197 201H199V200H197ZM262 201H264V200H262ZM262 201H259V202H262ZM6 202V201H5ZM4 202V203H5ZM10 202V201H9ZM115 202H117V200L115 201ZM121 202H124V201H121ZM225 203H226V201H224ZM250 202H251V199H250ZM253 202V201H252ZM251 202V203H252ZM118 203V202H117ZM128 203V202H127ZM127 203H123L122 205L124 206L125 204H127ZM199 203V202H198ZM197 203V204H198ZM225 203H223V205H225ZM230 204H231V202H229ZM246 203V202H245ZM109 204V203H108ZM196 204V205H197ZM226 204H228V203H226ZM1 205H3V203L1 204ZM121 205V204H120ZM253 205V204H252ZM263 205V204H262ZM110 206H111V208H112V205L110 204ZM109 206V207H110ZM126 206V205H125ZM198 206V205H197ZM200 206V205H199ZM232 206L233 205H231L230 206V208H232ZM248 208H249V206L248 205H246ZM254 206V205H253ZM256 206H257V204H256ZM2 207V206H1ZM0 207V208H1ZM122 207V206H121ZM162 207V206H161ZM168 207V206H167ZM172 207V206H171ZM225 207V206H224ZM223 207V208H224ZM255 207V206H254ZM108 208V207H107ZM124 208V207H123ZM196 208V206L194 207V209ZM222 208V207H221ZM220 208V206H219V209H221ZM257 207H255L254 209H256ZM109 209V208H108ZM162 209V208H161ZM233 210H235L234 208H232ZM167 210V209H166ZM238 211L240 210V209H237ZM236 210V211H237ZM245 210V209H244ZM248 210V209H247ZM121 211V210H120ZM221 212H222V209L220 210ZM231 211V210H230ZM113 212V211H112ZM218 212V211H217ZM216 212V213H217ZM234 212V211H233ZM254 212H256V210H254ZM120 213V212H119ZM163 213V212H162ZM216 213H214L213 215H215ZM224 213H225V211H224ZM227 213H229V212H227ZM245 213V212H244ZM149 214V215H148ZM157 214V215H156ZM164 215H166V216H164L162 219H161V224H154V223H151V224H146L147 225V227L149 228L148 230H150L151 229V231L152 232H154V233H156L157 235H150L151 237H147L148 238V240L147 239H145V238H143L142 237V240L143 241H136L135 239H133V247H134V249H136L137 250V254H136V257H134V262L137 264H264V239H262V240H259L258 238H256V239H258V240H256V239H254L253 238V234L257 231V229L259 228V231H263L264 230V225H260V227H257V229L255 228V227H253L254 229H256V231L255 232H253V234H252V236L250 237H247V239H246V237L244 236L243 237V239L242 238H240V239H238L237 237V239L236 238H234V239H231V238H228V236H226L225 235V231H223L222 229H219V230H217L215 233L213 232V231H211L213 228L211 227V226H209L208 225V227H211L210 229L207 227V226H194L195 224H196V222H195V224L193 225V224H189V223H187L185 220H186V217H184L185 215H180V216H174L173 218H172V216L170 215V214H167V213H163ZM220 214V213H219ZM231 214V213H230ZM234 214V213H233ZM241 214V213H240ZM239 214V215H240ZM119 215H121V214H119ZM118 215V216H119ZM145 215H146V217L147 216H149L150 217V219H147L146 217H145ZM213 215H211V216H213ZM218 215V214H217ZM221 215V214H220ZM229 215V214H228ZM228 215H226V216H228ZM232 215V214H231ZM230 215V216H231ZM242 215V214H241ZM240 215V217H242ZM127 216V215H126ZM160 216V215H159ZM233 216V215H232ZM246 216H248V215H246ZM201 217V216H200ZM208 217H209V215H208ZM123 218H124V216H123ZM192 218H194V217H192ZM201 218H203V217H201ZM219 218V217H218ZM247 218V217H246ZM258 218V217H257ZM131 219H126V221L128 222L129 220H131ZM144 219H146L145 220V223L143 222V220ZM206 219V218H205ZM217 218L215 217V220H216ZM240 219V218H239ZM253 219H254V217H253ZM259 219V218H258ZM261 219V218H260ZM125 219H123V221H124ZM156 220V219H155ZM153 221V222H156V221ZM193 220V219H192ZM219 220V219H218ZM229 220V219H228ZM236 220V219H235ZM251 221H252V219H250ZM126 221H124L123 223H124V226L126 227V229H129L130 227H129V224L126 222ZM207 221H208V219H207ZM210 221V220H209ZM214 221V220H213ZM220 221H222V219H220ZM241 221V220H240ZM251 221H248L249 223L251 222ZM253 221H255V220H253ZM253 221L250 223V224H252L253 223ZM121 222V221H120ZM141 222H143V224H141ZM199 222V221H198ZM197 222V223H198ZM215 222V221H214ZM260 222H261V220H260ZM122 223V222H121ZM122 223V224H123ZM132 222H130V224H131ZM205 223V222H204ZM209 223V222H208ZM213 223V222H212ZM216 223V222H215ZM238 223V222H237ZM255 223V225L254 226H257V223H259L258 221L256 222H254ZM253 223V224H254ZM262 223V222H261ZM261 223H259V224H261ZM264 223V222H263ZM262 223V224H263ZM122 224H121V227H122ZM202 224V223H201ZM236 224V223H235ZM248 224V223H247ZM146 225H145V227H146ZM241 225V224H240ZM246 227H247V225H245ZM144 227V226H143ZM199 227H201V228H199ZM203 227V228H202ZM216 227H217V225H216ZM123 228V227H122ZM133 228H131V229H133ZM142 228V227H141ZM16 229V228H15ZM143 229H145V228H143ZM236 229V228H235ZM147 230V229H146ZM3 231V230H2ZM145 231V230H144ZM242 231V230H241ZM245 231V230H244ZM254 231V230H253ZM129 232V231H128ZM134 232V233H135ZM146 232V231H145ZM144 232V233H145ZM264 232V231H263ZM121 233H123V232H121ZM130 233H132V232H129L128 234H130ZM147 233V232H146ZM149 233V232H148ZM249 233V232H248ZM247 233V234H248ZM252 233V232H251ZM127 234V235H128ZM136 234V233H135ZM237 234V233H236ZM14 235V234H13ZM134 234L132 233V235H131V237L133 236ZM144 235V234H143ZM147 235V234H146ZM256 235H257V233H256ZM20 236V235H19ZM112 236V235H111ZM135 236V235H134ZM137 236H139L140 237V235H137ZM136 236V237H137ZM148 236V235H147ZM238 236V235H237ZM3 237V236H2ZM9 237V236H8ZM22 236H20V238H21ZM125 237H129V236H126L125 235ZM125 237L123 238V239H125ZM131 237H129V239L131 238ZM19 238V237H18ZM19 238V239H20ZM104 238H105V236H104ZM104 238H102V240L104 239ZM119 238V237H118ZM126 238V239H127ZM133 238V237H132ZM115 240V239H114ZM117 240V244H118V239H116ZM116 240L114 241V242H116ZM128 240V239H127ZM101 241V240H100ZM104 241V240H103ZM103 241H101V242H103ZM112 241V240H111ZM132 240L130 239V242H131ZM22 242V241H21ZM129 242V243H130ZM107 243V242H106ZM106 243H105V245H106ZM112 243H113V241H112ZM119 243H122V241H119ZM0 244H2V243H0ZM99 244V243H98ZM113 244H116V243H113ZM117 244H116V246H117ZM131 244H132V242H131ZM100 245V244H99ZM98 245V246H99ZM119 245H121V244H119ZM114 246V245H113ZM122 246V245H121ZM127 246L128 245H126V246H124V247H126V249H129V250H131L132 251V249L133 248H131V247H128L127 248ZM132 246V245H131ZM3 247V246H2ZM124 247H122L121 248V251H122V249L124 248ZM6 248H7V246H6ZM12 248V247H11ZM103 248V247H102ZM105 248V247H104ZM120 248V247H119ZM7 249H9V248H7ZM14 249V248H13ZM22 249V248H21ZM21 249H19L20 251H21ZM105 249H107V248H105ZM112 249H114V248H112ZM111 249V250H112ZM117 247L114 249V250H112V251H114V252H116L117 250ZM9 250H11V249H9ZM97 250H100L99 248L97 249ZM109 250V249H108ZM15 251V250H14ZM96 251V250H95ZM103 251H104V253H106L105 251L106 250H104L103 249ZM119 251V250H118ZM119 252V253H121L120 255H123L122 253H124V252ZM127 251V250H126ZM130 251V252H131ZM135 251V250H134ZM11 252V251H10ZM25 252V251H24ZM30 252V251H29ZM93 252H94V249H93ZM97 252V251H96ZM101 252V251H100ZM129 252V251H128ZM127 252V254H129V257H130V259H131V254H132V252H131V254H130V252L128 253ZM3 253H4V251H3ZM99 253V252H98ZM110 253H111V251H110ZM28 254V253H27ZM30 254V253H29ZM94 254H96L95 252H94ZM111 254H113L114 255V253H111ZM116 254V253H115ZM4 255H5V253L3 254V258H4ZM23 255V254H22ZM36 255V254H35ZM90 255V254H89ZM100 255H101V253H100ZM109 255V254H108ZM124 255H126L125 253H124ZM123 255V257H125ZM133 255V254H132ZM135 255V254H134ZM133 255V256H134ZM2 256V255H1ZM7 256H8V253H7ZM11 256V255H10ZM9 256V257H10ZM96 256H98V255H96ZM116 255H114V257H115ZM18 257V256H17ZM25 257V256H24ZM28 257V256H27ZM114 257H112L111 256V258H113L114 259ZM119 257H121V256H119ZM3 258H2V260H3ZM8 258V257H7ZM103 258V257H102ZM116 258V257H115ZM125 258H127V256L125 257ZM0 259H1V257H0ZM20 259H22V258H20ZM24 259V258H23ZM22 259V260H23ZM26 259V258H25ZM86 259H87V257H86ZM121 259V258H120ZM124 259V258H123ZM123 259L122 260H120V263H123V262H121V261H123ZM16 260V259H15ZM27 260V259H26ZM90 260V259H89ZM97 260V259H96ZM103 260H104V258H103ZM116 260H118V259H116ZM132 260V261H133ZM11 261V260H10ZM21 261V260H20ZM44 261V260H43ZM86 261H88V259L86 260ZM92 261V260H91ZM119 261V260H118ZM85 262V261H84ZM97 262V261H96ZM103 262V261H102ZM1 264H2V262H0ZM25 263V262H24ZM98 264H100L99 262H97ZM119 263V262H118ZM9 264V263H8ZM18 264V263H17ZM21 264V263H20ZM23 264V263H22ZM87 264V263H86ZM96 264V263H95Z\"/></svg>", "mask_w": 264, "mask_h": 264}]
</instances>
